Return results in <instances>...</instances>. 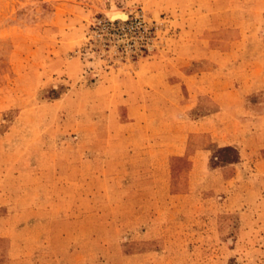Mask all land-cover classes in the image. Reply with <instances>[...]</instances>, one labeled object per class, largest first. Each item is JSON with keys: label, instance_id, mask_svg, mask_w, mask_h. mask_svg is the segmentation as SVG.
Segmentation results:
<instances>
[{"label": "rangeland", "instance_id": "obj_1", "mask_svg": "<svg viewBox=\"0 0 264 264\" xmlns=\"http://www.w3.org/2000/svg\"><path fill=\"white\" fill-rule=\"evenodd\" d=\"M183 68L264 113V0H0V264H264V175Z\"/></svg>", "mask_w": 264, "mask_h": 264}, {"label": "crops", "instance_id": "obj_2", "mask_svg": "<svg viewBox=\"0 0 264 264\" xmlns=\"http://www.w3.org/2000/svg\"><path fill=\"white\" fill-rule=\"evenodd\" d=\"M210 52L206 51L204 57L208 58ZM183 69L180 71V77L174 83V86L177 85V87L187 90V95L182 96L179 103L192 106L196 104L198 96L204 94L214 99L219 105L217 110L210 114H204L196 120L192 119L191 122L199 126L197 130L200 132L217 135L222 140V146L235 149L237 162L234 163L235 173L230 177V180L245 178L252 181L259 178L261 174L264 175L261 172L264 169V113L250 116L241 112V110L244 111L243 108L240 110L243 96L254 89H246L248 86L253 87L252 82L249 84L245 82L248 85L243 86L239 84L231 85L228 79L224 78L222 82H225L226 85L221 89L214 90V81L211 77H207L208 74L211 75L209 71L212 66L206 68L204 73H207V75L204 82L201 81L200 74L197 76L198 72H187ZM229 95L232 96V100L226 98ZM227 164L230 165V163ZM8 250L9 259L15 258L11 257Z\"/></svg>", "mask_w": 264, "mask_h": 264}, {"label": "built area", "instance_id": "obj_3", "mask_svg": "<svg viewBox=\"0 0 264 264\" xmlns=\"http://www.w3.org/2000/svg\"><path fill=\"white\" fill-rule=\"evenodd\" d=\"M117 21H121V22H126L127 21V18L125 16V19L124 20H120V19H117V18H110L109 17V21H107V24H114L116 23L117 24Z\"/></svg>", "mask_w": 264, "mask_h": 264}, {"label": "bare ground", "instance_id": "obj_4", "mask_svg": "<svg viewBox=\"0 0 264 264\" xmlns=\"http://www.w3.org/2000/svg\"><path fill=\"white\" fill-rule=\"evenodd\" d=\"M118 16L120 17V18H122L123 20L125 19V15H123V14H118ZM113 18V17H112ZM119 18V19H120ZM122 19H120V20H122Z\"/></svg>", "mask_w": 264, "mask_h": 264}, {"label": "trees", "instance_id": "obj_5", "mask_svg": "<svg viewBox=\"0 0 264 264\" xmlns=\"http://www.w3.org/2000/svg\"><path fill=\"white\" fill-rule=\"evenodd\" d=\"M228 147V146H227ZM229 148V147H228ZM226 163L232 162L231 160H224Z\"/></svg>", "mask_w": 264, "mask_h": 264}, {"label": "water", "instance_id": "obj_6", "mask_svg": "<svg viewBox=\"0 0 264 264\" xmlns=\"http://www.w3.org/2000/svg\"><path fill=\"white\" fill-rule=\"evenodd\" d=\"M110 18H112L111 16H109ZM115 18H117V17H115ZM117 19H119V18H117Z\"/></svg>", "mask_w": 264, "mask_h": 264}]
</instances>
